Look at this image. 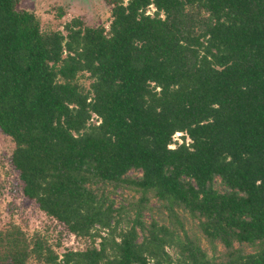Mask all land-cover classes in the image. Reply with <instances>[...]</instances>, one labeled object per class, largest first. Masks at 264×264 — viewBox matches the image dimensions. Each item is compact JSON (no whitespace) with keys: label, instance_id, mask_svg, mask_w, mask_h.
Wrapping results in <instances>:
<instances>
[{"label":"trees","instance_id":"1","mask_svg":"<svg viewBox=\"0 0 264 264\" xmlns=\"http://www.w3.org/2000/svg\"><path fill=\"white\" fill-rule=\"evenodd\" d=\"M95 1L105 20L62 31L0 0L10 165L87 241L58 254L14 227L0 264H264V0Z\"/></svg>","mask_w":264,"mask_h":264},{"label":"rangeland","instance_id":"2","mask_svg":"<svg viewBox=\"0 0 264 264\" xmlns=\"http://www.w3.org/2000/svg\"><path fill=\"white\" fill-rule=\"evenodd\" d=\"M57 6L65 11V15L59 21L51 15ZM19 7L35 11L44 30L58 28L63 31V23L76 15L86 16L84 19L90 24H97L99 19H106V13L95 0H21ZM147 11L152 13L154 7L150 5ZM96 13L99 15L98 20L95 18ZM88 83V80L85 81L86 85ZM97 120L95 115L92 116V122ZM181 135H183L181 132L175 133L173 141L181 143L183 140ZM12 149L13 142L0 131V232L16 227L19 235L27 242L32 243L36 239H42L47 247H51L58 254L62 253L64 247L82 248L85 243L87 244L85 239L69 235L61 224L46 216L35 202L25 198L17 173L9 162ZM138 174L135 171L130 172V175ZM111 197L119 205L129 197V192L118 188L111 192ZM201 242L208 250L211 248L207 240L201 238ZM168 251L171 254L174 253L172 248ZM43 262V258L31 257L27 264H42Z\"/></svg>","mask_w":264,"mask_h":264}]
</instances>
